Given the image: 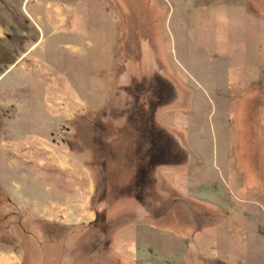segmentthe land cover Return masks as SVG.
I'll return each mask as SVG.
<instances>
[{"label": "rangeland", "instance_id": "374dc122", "mask_svg": "<svg viewBox=\"0 0 264 264\" xmlns=\"http://www.w3.org/2000/svg\"><path fill=\"white\" fill-rule=\"evenodd\" d=\"M0 264H264V0H0Z\"/></svg>", "mask_w": 264, "mask_h": 264}]
</instances>
